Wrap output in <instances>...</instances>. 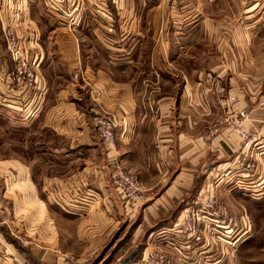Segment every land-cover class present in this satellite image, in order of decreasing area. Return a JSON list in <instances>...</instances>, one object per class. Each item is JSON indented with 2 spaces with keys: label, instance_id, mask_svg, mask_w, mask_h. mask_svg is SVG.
<instances>
[{
  "label": "crops",
  "instance_id": "crops-1",
  "mask_svg": "<svg viewBox=\"0 0 264 264\" xmlns=\"http://www.w3.org/2000/svg\"><path fill=\"white\" fill-rule=\"evenodd\" d=\"M33 5L9 0L7 7L34 64V86L8 57L7 23L0 21V118L20 142L15 157L0 154V264H101L105 248L132 242L126 258L145 241L143 248L165 251L168 264H178L166 245L169 231L189 200L211 186L246 215L247 229L223 236L232 246L206 237L182 251L198 250L201 264H264V0H66L76 25L47 23L45 36ZM97 19L112 21L114 45L85 44L102 31H84L80 22ZM122 36L139 39L119 46ZM198 36L212 50L208 57L199 53ZM230 97L234 103L220 101ZM102 108L119 123L109 153L95 128ZM242 111V128L258 131L253 148L243 150L230 126L204 138ZM114 160L136 175L143 202L120 199Z\"/></svg>",
  "mask_w": 264,
  "mask_h": 264
},
{
  "label": "built area",
  "instance_id": "built-area-1",
  "mask_svg": "<svg viewBox=\"0 0 264 264\" xmlns=\"http://www.w3.org/2000/svg\"><path fill=\"white\" fill-rule=\"evenodd\" d=\"M23 2H33L34 0H20ZM50 9L56 11L57 14L63 18H70V13L66 12V0H42ZM9 0H0V21L5 20L7 23L2 30L3 37L6 43L7 51L11 60L18 62L24 67L23 53L21 52L19 40L16 31L8 25V21L12 19L9 7H7ZM9 15V18L4 19ZM21 69V67L19 68ZM20 75L23 73L19 70ZM26 83L32 84L35 82L33 73L24 75ZM205 83L215 87V94L221 96L224 90L221 88L218 80L213 76L207 75ZM220 101L225 103L235 102V98L230 97L226 100L220 98ZM99 117L96 119V132L102 142L104 149L107 153L111 152L116 146L115 131L119 127L118 120L106 112L104 109L99 110ZM246 112L230 113L227 117L219 123L213 124L207 130V139L213 136L218 130L225 126L232 127L239 139L242 149L249 150L254 147V143L258 142V131L245 130L242 128L241 123L247 119ZM112 181L115 190L121 200L125 202H143L146 198L145 193L140 188L138 179L135 174L130 172L119 162L114 160L112 163ZM243 163L239 162L240 170H251L250 167H245ZM216 188L210 187L207 191L199 192L193 204L185 208L181 215V223L170 229V240L166 245L173 250H181L184 246L194 243H199L201 239L208 237L211 243L220 245L226 244L232 246L231 240L224 239L223 236L227 233L238 234V232H245L248 226V219L243 212L237 211L230 204L223 203L215 193ZM4 194L0 192V199L4 198ZM3 223H8V218L2 220ZM208 240V244L210 243ZM183 252V251H182ZM19 264V263H18ZM139 264H168L167 256L163 252L155 251L153 249H145Z\"/></svg>",
  "mask_w": 264,
  "mask_h": 264
},
{
  "label": "rangeland",
  "instance_id": "rangeland-1",
  "mask_svg": "<svg viewBox=\"0 0 264 264\" xmlns=\"http://www.w3.org/2000/svg\"><path fill=\"white\" fill-rule=\"evenodd\" d=\"M29 4H36V5H33V6H37L36 11L34 12V17H35V20L37 22H39L38 24L40 25V30H42L41 34L43 36H45V34L47 33V23L51 24L52 26H55V28L56 27L57 28L58 27H64V26H66V27L71 26L72 27V26L76 25L75 21L72 20L71 18H66L65 21L62 20L63 17L61 15H59V13L57 14L56 11H53L52 9H50L42 0H34L33 2H30ZM66 12H68V10H66ZM40 16H42L41 18H42L43 21L39 20ZM13 21H14L13 19H10V21H8V25L11 26L17 33V29L14 27ZM82 23L83 22H80V28L83 29L84 31L87 28V25L89 27L88 28L89 30L90 29L91 30L92 29H98V30L102 31L101 36H99L98 38L93 37V35L85 38V44L86 45H88L89 41L92 40V39H94V40L96 39L97 42H100V45H99L100 47H102V46L108 47L110 45H114L115 44V37L114 36L113 37L110 36V32H109L111 30V28H112V21H110V19H104V20L97 19L96 22L93 21V22H88V23L86 22V23H83V24ZM203 24H204L203 22H199V29L204 27ZM120 25L123 26L124 28L126 27V23L125 22H120ZM87 35H89V32L87 33ZM17 36H18L21 52L23 53L24 67H22V65L20 63H18V62L12 61L11 57H10L8 51H7V48H6V51H7V54H8V57L10 58V60L15 64L18 75L21 77V79L24 80V83H25V85L27 87H31V86H34L35 82H33L30 85L27 84L26 80L24 78L25 77L24 75L27 74V73H31L32 72L33 75L35 76L34 71L32 69V67L34 68V66H33L34 64L31 63L29 61V59L25 56V52H26V50L28 51V48H27V44L24 41V38L19 36L18 34H17ZM198 37H199V41L202 44L200 46L199 53H205L207 55V57H208V55H210V54H208L207 52L211 53L212 50L209 47L206 46V41H201L202 40L201 38H203V36H198ZM2 39H3L4 43H5V40H4V37H3V33H2ZM138 39H139L138 37L136 38V37H133V36H122V37H119L117 39V41H118L119 46H125V45H134V44H136ZM172 39L175 40V38H172ZM183 40H190V38L189 37L188 38H184ZM174 45L181 47L180 44H177L175 41H174ZM5 46H6V43H5ZM131 56H132V53L129 56L126 57V58H129L128 60H124V62H128L126 67H131L132 66ZM108 60H110V59H108ZM206 60L207 59H205V61ZM139 64H140L141 67H143V66L145 67L146 66V62H143V61H141ZM20 67H21V69H19ZM19 70H22L23 72L25 71L26 73H23V74L20 75ZM155 112H157V111H155ZM155 112H154V114H155ZM31 137H32V134H29V135L25 136L23 139L26 141V140H29ZM206 137H207V130L204 133V138L207 139ZM212 137H214V135L211 136L209 139H211ZM19 147H20V142L18 144H16L15 136H13V132L10 131V127H9L8 123H6L2 118H0V154H2L5 158L15 157V155H16L15 154V148H19ZM138 183H139V181H138ZM140 188H141V186H140ZM199 191L194 195L192 200H189L188 204L185 205L182 208L181 211H179L178 215H180V213H182V211L185 208H187L188 206L193 204V202H194L196 196L198 195ZM7 201H11V200L7 198ZM177 217H176V219H177ZM176 219L174 221H176ZM126 229L127 228L125 227V230ZM154 231L155 230H150L147 233H143L141 240H143L144 237L150 236L152 233H154ZM163 233H164V230H162L161 234H158V236H163ZM128 235H129V232L127 231L125 233L124 238L122 239L123 243L127 240ZM145 243H146V241L144 242V244H141V242H140V244H138V245H140V250H139L138 254L134 257L133 261L130 264H139L140 263V260H141V258L143 256L144 251H145V248H143V245H145ZM131 246H133L132 242L128 243V245L124 246L120 250H119L120 245H116L115 247H111L110 246L109 248H105L103 250L102 254H103L104 257H106V259L103 260V262H101V264H121V262L118 260V258L119 257L124 258L125 254L127 253V251L129 250V248ZM216 246L219 247V248H221L222 246H226L227 247L226 244L220 245L219 243H217ZM153 250L160 251V252H163L164 254H166L165 251L156 250V249H153ZM174 252H175L174 253L175 257L178 260V264H197V262L199 264H201V262L199 260V256H200L201 253H199L198 250L192 251V252L191 251L190 252H186V251L182 252L181 250H174ZM166 256H167V254H166Z\"/></svg>",
  "mask_w": 264,
  "mask_h": 264
},
{
  "label": "water",
  "instance_id": "water-1",
  "mask_svg": "<svg viewBox=\"0 0 264 264\" xmlns=\"http://www.w3.org/2000/svg\"><path fill=\"white\" fill-rule=\"evenodd\" d=\"M139 250L140 245H136V247L129 253V255L121 261V264H130L133 261L134 257L138 254Z\"/></svg>",
  "mask_w": 264,
  "mask_h": 264
}]
</instances>
